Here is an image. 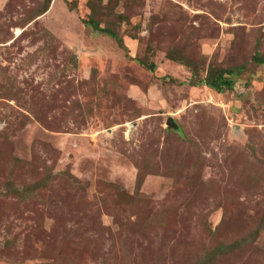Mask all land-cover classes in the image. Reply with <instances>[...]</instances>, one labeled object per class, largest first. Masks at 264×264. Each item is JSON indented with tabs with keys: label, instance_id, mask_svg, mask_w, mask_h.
Instances as JSON below:
<instances>
[{
	"label": "rangeland",
	"instance_id": "1",
	"mask_svg": "<svg viewBox=\"0 0 264 264\" xmlns=\"http://www.w3.org/2000/svg\"><path fill=\"white\" fill-rule=\"evenodd\" d=\"M256 51L264 0H0V264H264Z\"/></svg>",
	"mask_w": 264,
	"mask_h": 264
},
{
	"label": "trees",
	"instance_id": "2",
	"mask_svg": "<svg viewBox=\"0 0 264 264\" xmlns=\"http://www.w3.org/2000/svg\"><path fill=\"white\" fill-rule=\"evenodd\" d=\"M50 1V0H48ZM86 25L90 26L94 31L99 32V33H104L111 38H114L118 44H121V39L117 36L115 32L108 28L100 27L97 22H95L92 18H90L88 21L84 22ZM187 60V59H186ZM252 62L262 65L264 64V54H260L257 51L254 53V55L251 58ZM189 62V61H188ZM149 70L154 69V64H148L147 65ZM193 75L191 76L192 78H196L192 81V84L194 85H205L217 92H223V91H228L231 92L234 89V86L236 84V81L240 74L243 72V67L242 66H229L225 68H211L209 67L205 73V76L203 78L198 77V73L196 72V69L193 70ZM145 170H142V172ZM44 186V184H37L35 183L32 185H29V187H26V189L22 190L21 193L23 195H30L32 191H35L37 188H41ZM16 192L13 189V193ZM239 242H235L233 244L227 245L226 248H232L236 245H238ZM217 255V248L215 251L211 252V255L203 258L206 262V264H214L215 261H213L215 256ZM212 260V262H210Z\"/></svg>",
	"mask_w": 264,
	"mask_h": 264
},
{
	"label": "water",
	"instance_id": "3",
	"mask_svg": "<svg viewBox=\"0 0 264 264\" xmlns=\"http://www.w3.org/2000/svg\"><path fill=\"white\" fill-rule=\"evenodd\" d=\"M166 126H167L168 128H172L173 130L178 128V127L176 126L174 120H173L171 117H168V118H167V120H166Z\"/></svg>",
	"mask_w": 264,
	"mask_h": 264
}]
</instances>
